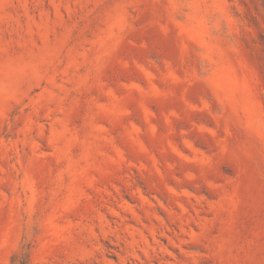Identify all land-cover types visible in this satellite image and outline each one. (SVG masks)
<instances>
[{
  "label": "rangeland",
  "instance_id": "1",
  "mask_svg": "<svg viewBox=\"0 0 264 264\" xmlns=\"http://www.w3.org/2000/svg\"><path fill=\"white\" fill-rule=\"evenodd\" d=\"M264 264V0H0V264Z\"/></svg>",
  "mask_w": 264,
  "mask_h": 264
},
{
  "label": "trees",
  "instance_id": "2",
  "mask_svg": "<svg viewBox=\"0 0 264 264\" xmlns=\"http://www.w3.org/2000/svg\"><path fill=\"white\" fill-rule=\"evenodd\" d=\"M21 264H27V258H26V256L22 258Z\"/></svg>",
  "mask_w": 264,
  "mask_h": 264
}]
</instances>
